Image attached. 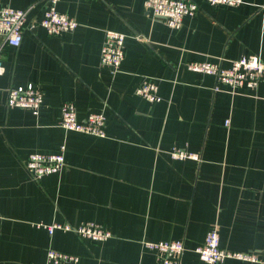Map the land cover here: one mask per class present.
Returning <instances> with one entry per match:
<instances>
[{"label":"crops","instance_id":"obj_1","mask_svg":"<svg viewBox=\"0 0 264 264\" xmlns=\"http://www.w3.org/2000/svg\"><path fill=\"white\" fill-rule=\"evenodd\" d=\"M144 1L58 0L79 25L51 35L38 24L49 0H0L28 10L19 46L0 37V264H47L49 248L78 255L79 264H161L145 240H182L181 264H205L196 248L215 227L222 248L254 251L251 264H264V81L216 89L213 75L187 66L264 60V0H193L199 9L179 28L154 19ZM108 29L126 34L117 71L100 62ZM145 78L159 84V101L136 93ZM29 82L43 92L37 113L7 104L8 90ZM65 101L79 119L103 113L106 135L62 127ZM62 146L65 166L34 178L29 155ZM173 148L199 159L173 158ZM88 220L112 236L99 242L47 228Z\"/></svg>","mask_w":264,"mask_h":264},{"label":"built area","instance_id":"obj_2","mask_svg":"<svg viewBox=\"0 0 264 264\" xmlns=\"http://www.w3.org/2000/svg\"><path fill=\"white\" fill-rule=\"evenodd\" d=\"M58 0H49L43 12L39 25L43 26L51 35H60L73 32L79 25L78 21L69 14L57 8ZM212 5L236 6L243 0H207ZM144 4L154 19L164 20L171 28H179L185 16H194L199 4L193 0H145ZM28 22V10L10 5L0 6V37L5 45L19 46L23 39V31ZM126 34L122 31L108 29L105 31L104 40L100 50V62L109 66L112 71H117L125 58ZM3 45L0 46V74L4 72L2 59ZM188 69L196 72L211 74L218 85L232 88L257 87L264 81V60L259 54L240 56L231 61L230 66L203 59H195L187 63ZM136 93L149 102L161 99L159 84L152 79L145 78L136 88ZM43 102V92L36 84L29 82L25 86H13L8 90L7 104L10 107H26L35 113L39 111ZM106 117L101 112H92L86 118L79 119L77 107L73 101H65L61 105L62 127L97 136L106 135ZM173 158L199 159L197 152L183 148H173ZM65 166L63 146L51 153L33 152L29 155L26 167L34 178L58 172ZM50 234L55 230L74 231L81 238L94 241H105L112 236V232L102 224L93 220L83 221L78 225L69 222H53L47 225ZM145 246L154 250L161 264H181L185 245L182 240H145ZM205 264H218L227 258L241 260L244 264L259 261V255L254 251H235L222 248L218 229L211 228L205 238L204 244L197 246ZM47 264H79L80 257L74 253L57 248H49Z\"/></svg>","mask_w":264,"mask_h":264}]
</instances>
